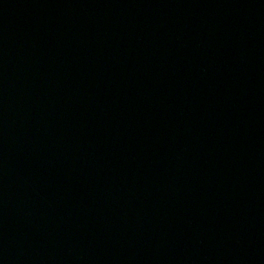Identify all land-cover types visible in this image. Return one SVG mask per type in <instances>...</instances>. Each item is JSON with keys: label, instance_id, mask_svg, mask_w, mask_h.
<instances>
[{"label": "water", "instance_id": "95a60500", "mask_svg": "<svg viewBox=\"0 0 264 264\" xmlns=\"http://www.w3.org/2000/svg\"><path fill=\"white\" fill-rule=\"evenodd\" d=\"M0 264H264V0H0Z\"/></svg>", "mask_w": 264, "mask_h": 264}]
</instances>
